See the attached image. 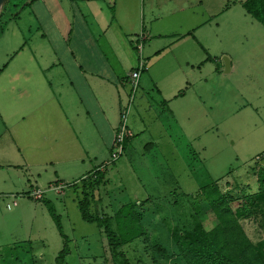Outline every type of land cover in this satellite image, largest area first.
I'll use <instances>...</instances> for the list:
<instances>
[{"label": "rangeland", "instance_id": "1", "mask_svg": "<svg viewBox=\"0 0 264 264\" xmlns=\"http://www.w3.org/2000/svg\"><path fill=\"white\" fill-rule=\"evenodd\" d=\"M244 1L206 0L200 9L191 0L156 1L158 16L149 43L152 51L160 52L144 57L145 83L139 85L129 109L124 153L112 164L111 152L100 150L90 154L85 166L53 165L43 153L31 168L24 163L0 171V257H12L18 248L22 264H56L64 242L48 201L70 240L65 264H120L98 225L84 221L79 207L88 192L83 181L101 166L104 182L94 190L91 205L89 199V213L112 217L121 206L134 204L145 214L150 243L177 226H190L193 211L204 221L212 220L203 197L188 201L185 195L200 196L201 187L214 182L222 193L236 197L247 188H258L257 180L261 175L264 179V27L245 13ZM26 2L8 0L2 7L9 6L2 18L7 23L0 32V64L23 43L27 45L22 57L28 55L27 47L39 45L38 25L28 12L21 21L9 20ZM142 4L149 12L148 0ZM167 10L171 13L162 17ZM195 24L200 25L197 31L192 30ZM145 29L151 31L148 24ZM141 32L132 36L134 48ZM181 91L185 96L169 100ZM128 95L121 103L117 128ZM36 137L37 133L27 137L30 154L37 148L32 145ZM16 146L8 147L20 155L13 151L5 157L21 164L28 150ZM101 147L92 146L96 151ZM39 193L41 199L36 197ZM241 224L253 243L264 239L263 221L242 219ZM24 244L31 249H19ZM142 247L136 241L122 250L137 260Z\"/></svg>", "mask_w": 264, "mask_h": 264}, {"label": "crops", "instance_id": "2", "mask_svg": "<svg viewBox=\"0 0 264 264\" xmlns=\"http://www.w3.org/2000/svg\"><path fill=\"white\" fill-rule=\"evenodd\" d=\"M156 1L168 0H148L149 12L142 0H27L30 5L13 20L21 21L28 12L38 25L39 45L27 47L28 55L22 57L27 45L23 43L0 64V171L24 163L31 168L43 153L53 165L85 166L90 154L110 152L120 106L129 93L128 75L140 57L145 61L160 52L152 51L149 43L158 16ZM191 1L198 2L197 9L206 2ZM170 13L164 11L162 17ZM140 31L146 42L141 55L133 54L130 49L137 48L132 36ZM31 133H37L32 154L27 142ZM9 144L28 150L23 163L5 157L15 151ZM96 144L102 145L98 151L92 148Z\"/></svg>", "mask_w": 264, "mask_h": 264}, {"label": "trees", "instance_id": "3", "mask_svg": "<svg viewBox=\"0 0 264 264\" xmlns=\"http://www.w3.org/2000/svg\"><path fill=\"white\" fill-rule=\"evenodd\" d=\"M29 5L21 3L20 7ZM241 6L247 15L264 27V0H245ZM8 7L0 11V32L7 23H3L2 18ZM18 17L19 13L11 14L9 20ZM184 95L185 91H181L176 97ZM101 167L83 181L84 191L88 192H84L79 207L84 221L98 225L111 256L116 261L121 260L120 264H264V239L253 243L241 224L242 219H255L264 223L263 175L257 180V189L247 188L239 197L222 193L216 182L201 187L200 196L199 193L185 195L188 201L203 197L208 207L207 215H211L212 220L204 221L197 211H193L190 226H177L168 235L150 243L148 231L143 224L145 214L138 211L134 204L121 206L112 217L89 213V199L91 205L95 200L94 190L104 182L105 172ZM45 204L64 242L63 249L56 257V264H65L70 254V240L63 233L60 218L51 203L47 201ZM136 241L143 246L142 255L132 260L122 249ZM26 248L31 249V246L24 244L19 249ZM17 249H13L12 257H0V264H22L21 258L16 255Z\"/></svg>", "mask_w": 264, "mask_h": 264}, {"label": "built area", "instance_id": "4", "mask_svg": "<svg viewBox=\"0 0 264 264\" xmlns=\"http://www.w3.org/2000/svg\"><path fill=\"white\" fill-rule=\"evenodd\" d=\"M143 41H144V35L140 34V36H138V41H137V51L139 55H141V51L143 48ZM145 70H146V62L140 57L135 69L128 75L127 78V84L129 86V95L127 100L128 105L125 108V110H123L120 114L121 124L114 133L113 141L110 146L111 162L113 163L117 161L120 158V156L124 153V144L130 135L127 132V127H126L127 116L129 113V109L131 107V103L133 104V96L135 95V93L139 88L141 75ZM41 194L42 193H39L36 196L37 199L42 198Z\"/></svg>", "mask_w": 264, "mask_h": 264}, {"label": "water", "instance_id": "5", "mask_svg": "<svg viewBox=\"0 0 264 264\" xmlns=\"http://www.w3.org/2000/svg\"><path fill=\"white\" fill-rule=\"evenodd\" d=\"M7 1H8V0H0V11H1L2 7L5 5V3H6ZM225 62H226L227 70H228L230 64H229V62H228L227 60H225Z\"/></svg>", "mask_w": 264, "mask_h": 264}]
</instances>
